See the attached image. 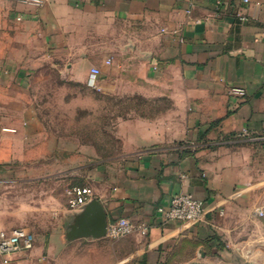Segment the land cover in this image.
Masks as SVG:
<instances>
[{"label":"crops","instance_id":"0c3cea01","mask_svg":"<svg viewBox=\"0 0 264 264\" xmlns=\"http://www.w3.org/2000/svg\"><path fill=\"white\" fill-rule=\"evenodd\" d=\"M48 76L97 94V124L115 125L118 151H76L115 158L72 170L132 233L68 238L82 207L48 189L52 166L38 177L54 145L32 92L69 90ZM263 131L264 0H0V232L36 239L0 264L263 263ZM179 193L204 221L168 217Z\"/></svg>","mask_w":264,"mask_h":264},{"label":"rangeland","instance_id":"374dc122","mask_svg":"<svg viewBox=\"0 0 264 264\" xmlns=\"http://www.w3.org/2000/svg\"><path fill=\"white\" fill-rule=\"evenodd\" d=\"M64 83L69 85V90L64 92L47 93L41 89L32 92L33 97L34 94L37 95L39 116L49 121L47 128L52 131L49 133L53 135V140L50 139L48 142L54 145L53 155L38 156V177L40 180L46 174L51 173L49 167L52 166L53 182H48L47 186L48 189L53 186L59 195H62L63 189L67 192L73 185H84L83 179L75 176L77 171L72 170V168L88 165L98 159L115 158L109 155L76 152L78 148L86 149L85 151L98 149L104 153L111 151V149L118 151L121 147L120 140L111 138L113 134H110V131L115 125L97 124V94L79 87L80 83L67 81L58 76H48L37 81L38 85H61ZM47 104H50L48 108ZM71 152L73 153L71 154ZM46 166H48L49 171H45ZM40 182L39 194H43L46 188L45 184L40 186ZM67 185L69 186L67 187ZM43 221L44 219H40V216L38 220L31 219L30 221L27 218V222L35 225L43 224Z\"/></svg>","mask_w":264,"mask_h":264},{"label":"built area","instance_id":"2783aa9c","mask_svg":"<svg viewBox=\"0 0 264 264\" xmlns=\"http://www.w3.org/2000/svg\"><path fill=\"white\" fill-rule=\"evenodd\" d=\"M25 3L42 5L45 0H21ZM247 1V0H246ZM100 73L97 67L92 68L94 76ZM235 94L244 95L245 91L241 88H233ZM243 132L242 135H244ZM256 138H264V131ZM68 204L71 209L81 208L83 205L94 199L93 189L86 185L73 186L69 192ZM171 219L187 221L194 224L204 221L206 216L205 202L190 193H179L173 195L170 208L167 213ZM136 225L128 218L121 217L108 225L107 235L113 239L121 238L132 233ZM35 235L25 227H15L11 230L0 232V255L8 263L13 257L32 250L35 246Z\"/></svg>","mask_w":264,"mask_h":264},{"label":"water","instance_id":"95a60500","mask_svg":"<svg viewBox=\"0 0 264 264\" xmlns=\"http://www.w3.org/2000/svg\"><path fill=\"white\" fill-rule=\"evenodd\" d=\"M108 233L107 213L102 203L92 199L82 206V210L76 214L75 223L68 231V238L78 237H105Z\"/></svg>","mask_w":264,"mask_h":264}]
</instances>
